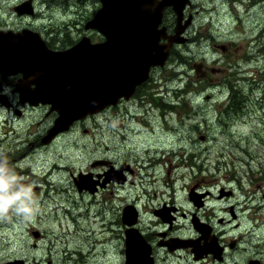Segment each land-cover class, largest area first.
Masks as SVG:
<instances>
[{"label":"rangeland","instance_id":"obj_1","mask_svg":"<svg viewBox=\"0 0 264 264\" xmlns=\"http://www.w3.org/2000/svg\"><path fill=\"white\" fill-rule=\"evenodd\" d=\"M28 2L0 0V30L40 32L52 47H70L83 35L100 41L84 28L98 0ZM25 4L33 15L18 14ZM192 4L187 42L153 70L146 93L46 145L54 113L18 105L16 81L0 76V93L13 107L0 106V156L14 160L18 183L31 186L39 204L31 221L0 222V264H123V208L174 202L192 216L187 208H199L206 191L209 208L234 206L254 236L264 237V0ZM103 159L118 163L109 164L115 174L131 167L130 183L98 196L80 192L73 178ZM222 190L232 194L218 199ZM183 228L188 236L189 223Z\"/></svg>","mask_w":264,"mask_h":264},{"label":"water","instance_id":"obj_2","mask_svg":"<svg viewBox=\"0 0 264 264\" xmlns=\"http://www.w3.org/2000/svg\"><path fill=\"white\" fill-rule=\"evenodd\" d=\"M99 1L102 7L86 29L100 32L105 37L101 44L85 38L70 49L53 51L38 33L0 32V74L22 75L16 85L21 103L49 105L50 112L59 114L45 144L69 130L75 121L116 106L122 98L129 100L136 87L148 79L151 69L166 63L171 46L183 41L181 35L190 24L188 20L181 25L190 0ZM170 6L178 22L171 36L166 33L167 27L159 29ZM16 11L19 15L34 14L26 4ZM162 39L167 43L162 44ZM86 176L80 174L76 179L80 191L90 188ZM132 250L127 239V264L143 258L141 252L133 257Z\"/></svg>","mask_w":264,"mask_h":264},{"label":"flooded vegetation","instance_id":"obj_3","mask_svg":"<svg viewBox=\"0 0 264 264\" xmlns=\"http://www.w3.org/2000/svg\"><path fill=\"white\" fill-rule=\"evenodd\" d=\"M167 13L169 14L170 11ZM168 30L169 34L174 32L169 27ZM90 38L93 39L94 37L90 36ZM183 39L184 43L188 40L185 36ZM47 42L54 51H63L68 48L64 46L52 47L50 41L47 40ZM21 77L22 75L5 77L16 81L14 86L17 98L15 100L18 105H21V102L16 85ZM145 85L140 86L136 93L140 90L142 95L147 91L143 89ZM0 106L5 109L13 108L10 102L6 106L0 103ZM17 114L21 115L22 112L18 111ZM54 115L56 116L55 113ZM11 161L14 160L0 156V165L5 162L9 165ZM98 164L99 166L91 165V168L84 173L91 177L92 189L95 186V196L110 190V187L114 189L117 187L125 188L130 183L131 176L129 177V174L133 175L134 173L131 167L128 168V173L122 171L120 174H118L119 172L115 174L114 171L109 172L111 170L109 164L116 168L118 163L103 159L98 161ZM10 169L15 171V168L10 167ZM131 183L133 185L134 181ZM231 194V191L222 190L217 198L223 199ZM211 195L210 191H206L199 203V208H187L192 216H188L185 208H181L174 202L153 204L146 207L147 209L139 207L135 201L128 204L122 209L120 219L124 243L123 264H127V239L134 249V254L136 252L143 253V258L135 261L134 264H264V237L254 236V227L248 225L247 219L243 221L242 216L237 213V208H234V206L209 208L207 203ZM126 208H128L127 212H125ZM223 209L224 211H222ZM146 216L148 220L145 222L143 217ZM129 223H132V225L129 226ZM185 223L190 225L188 236L182 232ZM35 233V238L41 237L39 232ZM183 240H187L188 245L182 246L181 241Z\"/></svg>","mask_w":264,"mask_h":264},{"label":"clouds","instance_id":"obj_4","mask_svg":"<svg viewBox=\"0 0 264 264\" xmlns=\"http://www.w3.org/2000/svg\"><path fill=\"white\" fill-rule=\"evenodd\" d=\"M39 212V204L31 186L18 183L7 162L0 165V222L13 216L28 222Z\"/></svg>","mask_w":264,"mask_h":264},{"label":"trees","instance_id":"obj_5","mask_svg":"<svg viewBox=\"0 0 264 264\" xmlns=\"http://www.w3.org/2000/svg\"><path fill=\"white\" fill-rule=\"evenodd\" d=\"M72 43H73V41L70 42V44H72ZM144 87H145V86H144ZM144 93H146V91H145ZM138 94H140V90L136 93V96H137Z\"/></svg>","mask_w":264,"mask_h":264},{"label":"bare ground","instance_id":"obj_6","mask_svg":"<svg viewBox=\"0 0 264 264\" xmlns=\"http://www.w3.org/2000/svg\"><path fill=\"white\" fill-rule=\"evenodd\" d=\"M243 145H244V144H243ZM65 170H66V169L64 168V169H62V171H61V172H63V173H64V172H65Z\"/></svg>","mask_w":264,"mask_h":264}]
</instances>
